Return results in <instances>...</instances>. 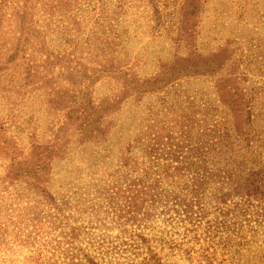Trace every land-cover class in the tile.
Segmentation results:
<instances>
[{
	"label": "rangeland",
	"instance_id": "obj_1",
	"mask_svg": "<svg viewBox=\"0 0 264 264\" xmlns=\"http://www.w3.org/2000/svg\"><path fill=\"white\" fill-rule=\"evenodd\" d=\"M4 1L0 141L21 158L72 134L46 170L58 212L24 179L11 182L0 151V264H264L259 207L240 224L208 228L213 209L190 221L170 192L143 218L120 210L124 199L105 197L127 169L156 163L154 138L173 149L188 123L202 140L204 125L227 127L230 138L237 126L234 147L264 165V0H69V9L57 0ZM228 91H237V111L223 101ZM99 104L110 107L101 118L110 121L106 140L79 142L71 122L95 117ZM125 155L140 167H123Z\"/></svg>",
	"mask_w": 264,
	"mask_h": 264
},
{
	"label": "trees",
	"instance_id": "obj_2",
	"mask_svg": "<svg viewBox=\"0 0 264 264\" xmlns=\"http://www.w3.org/2000/svg\"><path fill=\"white\" fill-rule=\"evenodd\" d=\"M1 1L5 2L4 0ZM121 1L123 0H119V2ZM57 2L62 3L64 7L69 9V0H57ZM122 4L119 6H122ZM44 5H47V3ZM0 13L4 15L3 12L0 11ZM1 25L2 21L0 20ZM114 36L118 38L119 34H114ZM4 64H6V61ZM180 67L177 69L178 73L183 66ZM210 68V66L206 67L205 71ZM198 71L200 70L196 69L194 73H198ZM141 89L145 90V88ZM235 92L228 91V94H231L229 95V102L225 99L223 100L224 103H228L229 108L237 102L233 96ZM123 93H127L126 88H124ZM236 107L231 109L237 111ZM109 108L107 105L99 104L95 107V117H91L88 111L84 115H78V121L75 120L77 122H71L76 123V129L80 134L79 142L92 139L101 140L103 143L106 140L105 135L110 130V121L105 122L103 125L101 118L108 112ZM249 110L250 107L247 111ZM2 123L0 122V131L3 130ZM186 127L188 130L180 136L178 143L173 145V149L171 145L167 146L154 142L155 138L152 142V148L145 145L144 149L150 147V150H155L152 151L154 154H150V157L156 162L152 166L146 167L142 162L141 166L143 168L139 170L140 164L135 160H130L134 158H129L125 155L121 165L127 167L130 166L129 162L135 161L131 165L136 166L135 168L138 170L127 169L124 174L128 177L121 182L114 181L112 188H116V191L110 194L105 193L108 201L113 198L117 200L122 198L125 201L120 210H125V213H128L132 218L138 215L143 218L144 215H147L148 210L152 208V205L159 204L166 197V194L170 192L169 197L172 198L173 206L180 208L181 212H185L187 219L190 221L199 222L200 218H203L213 209V212L216 213L213 220L215 224L207 220L208 228L222 227L229 222L230 225H235L238 222L240 224L239 216L251 215L248 210L252 207L261 208L263 210L262 216L264 217V165H255L252 162L248 164V159L240 155L239 150L234 147V139L239 135L238 133H243V130H239L236 126V132L238 133L234 135L233 139L230 138L231 134L227 127L211 130V128L204 125L202 132L207 138L202 140L193 138L194 136H192L191 132L195 129L194 125L188 123ZM66 128L69 129L70 125ZM71 134L72 132L67 135L70 138H67L63 143L55 141L36 143L28 153L29 155L21 158L14 155L16 152L19 153L14 143H11L7 138L0 141V151L4 152V155L10 159L7 176L11 179V182H13L12 179H24V182L35 190L36 195L43 193L42 195H45L46 199H48V204H51L57 212L62 209L58 202L46 191L45 184L48 181L46 170L48 171L47 167L51 168L50 165L54 158L64 157L63 151H66V148L62 150L61 145L67 146L69 139L71 141ZM246 144H249V142H246ZM103 146L107 148L108 144H103ZM229 149L231 151L234 149V151L228 152L226 155ZM126 152H130L128 148ZM249 161L255 160L251 159ZM132 171L138 172L134 176ZM121 187L124 188L123 191ZM175 187L179 189L177 192L174 190ZM206 195L209 196L208 201L205 199ZM236 197L240 199L237 201L235 200ZM145 202L150 204H145ZM107 204L113 205L114 203L109 201ZM192 205H194L195 210L188 211L187 209L191 208ZM233 229H235L234 226ZM238 236L239 234L235 238ZM226 240L230 242V237L227 236ZM70 258L73 259V256H70ZM80 262L70 261L68 264H80ZM89 262L90 264H97L91 259H89Z\"/></svg>",
	"mask_w": 264,
	"mask_h": 264
}]
</instances>
